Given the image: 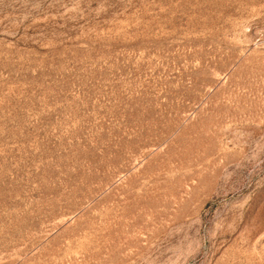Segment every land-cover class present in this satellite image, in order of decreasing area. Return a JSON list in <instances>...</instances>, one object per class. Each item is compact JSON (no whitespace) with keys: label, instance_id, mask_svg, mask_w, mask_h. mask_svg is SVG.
<instances>
[{"label":"rangeland","instance_id":"1","mask_svg":"<svg viewBox=\"0 0 264 264\" xmlns=\"http://www.w3.org/2000/svg\"><path fill=\"white\" fill-rule=\"evenodd\" d=\"M0 264H264V0H0Z\"/></svg>","mask_w":264,"mask_h":264}]
</instances>
